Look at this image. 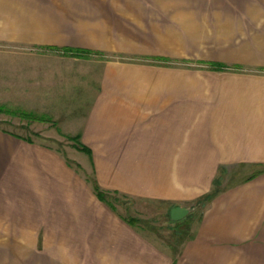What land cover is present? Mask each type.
I'll use <instances>...</instances> for the list:
<instances>
[{
	"label": "crops",
	"instance_id": "0c3cea01",
	"mask_svg": "<svg viewBox=\"0 0 264 264\" xmlns=\"http://www.w3.org/2000/svg\"><path fill=\"white\" fill-rule=\"evenodd\" d=\"M234 22L242 63L210 51L199 79L123 57L173 53L186 31L218 47ZM0 43L60 55L37 86L55 103L80 85L51 118L84 147L0 127V264H264V0H0ZM236 166L256 169L224 187ZM111 194L199 205L192 238L171 251Z\"/></svg>",
	"mask_w": 264,
	"mask_h": 264
},
{
	"label": "rangeland",
	"instance_id": "374dc122",
	"mask_svg": "<svg viewBox=\"0 0 264 264\" xmlns=\"http://www.w3.org/2000/svg\"><path fill=\"white\" fill-rule=\"evenodd\" d=\"M194 25L199 26V22L194 23L192 28ZM231 25L233 28L226 31L231 36L227 39H220L218 47L211 45V38L205 39L204 45L199 47V36H196L198 32L191 36L192 33L186 31L183 42L180 44L177 42L175 44L174 41L170 42V50L173 53L166 55L135 54L123 57H127L130 59L129 61H135L136 63L146 62V64H150L153 62L155 66H168L170 73L180 69L179 72L183 73L184 71L187 80L199 79V62L201 60L207 61L213 57L210 51L219 52L218 55H215L216 57L225 58L226 60L232 59V61L235 59L242 63V23L234 22ZM169 26L171 30L176 28V30L181 31L180 24L171 23ZM196 29L193 28L194 31ZM220 33L223 34L224 31ZM39 51L0 43V127L15 131L24 137L41 140L66 152L68 150L67 146H75L74 139L64 135L59 130L60 126L51 117L54 114H65L70 111L67 107L71 103L64 100L71 94L70 91L73 87L77 88L80 85L73 83H70V86L60 85L62 92L51 95L54 97L55 103L43 101L45 87L40 84L37 86V66H44L49 69L51 58L56 60L57 64L63 65L64 62L63 59H59L60 55L49 56L42 53L39 55ZM202 51H207V53L201 54ZM123 57L107 56V58L113 60L123 59ZM61 69H64L63 66ZM41 88L43 89L38 98L42 102H37V89L40 90ZM74 90H79V88ZM255 169V167L249 166L228 168L221 173V184L227 187L238 183ZM107 197L124 216L135 218L137 224L145 233L151 235L163 245L171 244V251L180 249L182 241L192 238L197 226L200 214L199 205L197 207H195V204L189 205L193 208L190 211L191 213L182 222L177 223L178 221H172L169 218L167 204L164 202L125 199L114 194Z\"/></svg>",
	"mask_w": 264,
	"mask_h": 264
},
{
	"label": "water",
	"instance_id": "95a60500",
	"mask_svg": "<svg viewBox=\"0 0 264 264\" xmlns=\"http://www.w3.org/2000/svg\"><path fill=\"white\" fill-rule=\"evenodd\" d=\"M193 208L182 205H174L169 210V218L172 221H178L184 218Z\"/></svg>",
	"mask_w": 264,
	"mask_h": 264
},
{
	"label": "trees",
	"instance_id": "16d2710c",
	"mask_svg": "<svg viewBox=\"0 0 264 264\" xmlns=\"http://www.w3.org/2000/svg\"><path fill=\"white\" fill-rule=\"evenodd\" d=\"M213 65L216 66V67H218V66H219V67L225 66L224 64H222V63H218V62H215V64H213ZM43 120H44V119H43ZM74 142H75V147H76V148L81 149V150L84 149L83 146H81L79 143L76 142V139H74ZM94 189L97 191L98 194L101 193L100 190H99V188H98L96 185L94 186Z\"/></svg>",
	"mask_w": 264,
	"mask_h": 264
}]
</instances>
